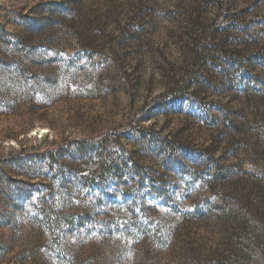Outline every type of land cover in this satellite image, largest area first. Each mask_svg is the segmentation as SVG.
Listing matches in <instances>:
<instances>
[{"label": "rangeland", "instance_id": "obj_1", "mask_svg": "<svg viewBox=\"0 0 264 264\" xmlns=\"http://www.w3.org/2000/svg\"><path fill=\"white\" fill-rule=\"evenodd\" d=\"M0 264H264V0H0Z\"/></svg>", "mask_w": 264, "mask_h": 264}]
</instances>
